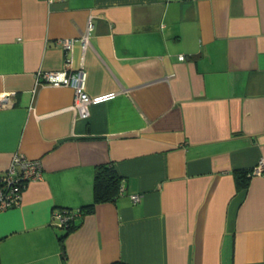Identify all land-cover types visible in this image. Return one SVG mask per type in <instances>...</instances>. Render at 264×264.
Wrapping results in <instances>:
<instances>
[{
  "label": "crops",
  "instance_id": "obj_1",
  "mask_svg": "<svg viewBox=\"0 0 264 264\" xmlns=\"http://www.w3.org/2000/svg\"><path fill=\"white\" fill-rule=\"evenodd\" d=\"M89 17V47L65 55L55 40ZM65 56L89 96L114 93L88 118L72 88L37 81ZM9 95L0 171L18 152L43 172L0 211V264H264V0H0ZM101 164L123 194L64 234L53 214L93 203Z\"/></svg>",
  "mask_w": 264,
  "mask_h": 264
},
{
  "label": "built area",
  "instance_id": "obj_2",
  "mask_svg": "<svg viewBox=\"0 0 264 264\" xmlns=\"http://www.w3.org/2000/svg\"><path fill=\"white\" fill-rule=\"evenodd\" d=\"M92 28V17H89L87 18L84 32L80 36L77 38H58L55 40V43L62 48L66 55L73 48L75 42L78 41L82 52H84L89 47L88 38ZM177 58L178 60H185L186 56L180 54ZM67 59L65 56L67 66L60 70L37 72V81L51 86H68L72 88L74 92V100L71 105L72 111L79 118H88L91 113L90 107L94 102L105 98H112L114 93L89 96L85 91L86 69L83 66L76 69L70 68ZM5 98H10V95L8 97L0 96V106L8 104ZM262 170H264V159H260L257 162L252 172L260 173ZM42 172V166L38 159L27 158L18 152L13 153L7 167L0 171V211L18 206L26 184L30 181L41 179ZM131 198L136 201L139 199V195H131ZM61 212L62 210H58L53 214V217L57 220V225H61L66 220V214Z\"/></svg>",
  "mask_w": 264,
  "mask_h": 264
},
{
  "label": "trees",
  "instance_id": "obj_3",
  "mask_svg": "<svg viewBox=\"0 0 264 264\" xmlns=\"http://www.w3.org/2000/svg\"><path fill=\"white\" fill-rule=\"evenodd\" d=\"M249 172L250 170H244L235 173L237 188L240 189L247 186L248 180L250 179ZM123 192L124 185L122 177L116 172L114 167L110 164L97 166L94 171L93 203L77 210L69 208L62 209L61 213L66 214V220L61 225L56 224V227L64 229V234L71 231L78 225L76 223V217L91 211L95 203L114 201ZM64 234L60 236V240L63 239Z\"/></svg>",
  "mask_w": 264,
  "mask_h": 264
},
{
  "label": "water",
  "instance_id": "obj_4",
  "mask_svg": "<svg viewBox=\"0 0 264 264\" xmlns=\"http://www.w3.org/2000/svg\"><path fill=\"white\" fill-rule=\"evenodd\" d=\"M6 99V101L9 103L10 102V99L9 98H5Z\"/></svg>",
  "mask_w": 264,
  "mask_h": 264
}]
</instances>
